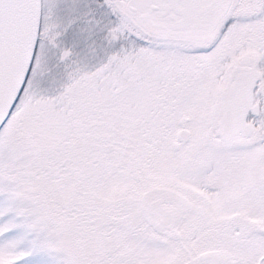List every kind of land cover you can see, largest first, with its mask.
<instances>
[{"label":"snow or ice","instance_id":"6c2138e0","mask_svg":"<svg viewBox=\"0 0 264 264\" xmlns=\"http://www.w3.org/2000/svg\"><path fill=\"white\" fill-rule=\"evenodd\" d=\"M0 264H264V0H0Z\"/></svg>","mask_w":264,"mask_h":264}]
</instances>
